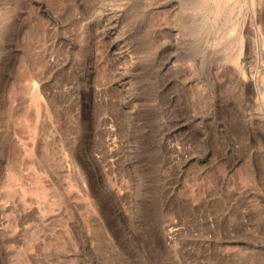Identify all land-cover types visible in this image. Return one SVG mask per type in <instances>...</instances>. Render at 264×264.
<instances>
[{
  "label": "rangeland",
  "instance_id": "1",
  "mask_svg": "<svg viewBox=\"0 0 264 264\" xmlns=\"http://www.w3.org/2000/svg\"><path fill=\"white\" fill-rule=\"evenodd\" d=\"M261 2L0 0V264H264Z\"/></svg>",
  "mask_w": 264,
  "mask_h": 264
},
{
  "label": "bare ground",
  "instance_id": "2",
  "mask_svg": "<svg viewBox=\"0 0 264 264\" xmlns=\"http://www.w3.org/2000/svg\"><path fill=\"white\" fill-rule=\"evenodd\" d=\"M222 1H226V0H222ZM260 1H262L261 3H263L262 5H260L261 7H262V15H263V17H264V0H260ZM219 2H221V1H219ZM219 4V3H218ZM259 5V4H258ZM259 6V7H260ZM259 9H261V8H259ZM257 10V9H256ZM255 10V11H256ZM254 11V12H255ZM260 11V10H259ZM261 11H260V13H261ZM259 12H258V14H260ZM256 17V16H255ZM259 19V18H258ZM261 23V24H260ZM260 23H258L257 25H256V23H253V24H255L256 25V29H254V30H256V32L255 31H253V33L255 32L258 36L260 35V36H262V37H264V34H263V32H261L260 30H262L261 29V26H263V30H264V19H262V21L260 22ZM255 28V27H254ZM251 33H252V31H251ZM252 33V34H253ZM256 34H254V35H256ZM253 35V36H254ZM246 36V35H245ZM242 38V37H241ZM247 38H249L248 36L246 37V39ZM252 38V37H251ZM256 39H257V36H256ZM244 39H242V41H241V39H240V43H238L239 45H237L236 44V46L237 47H239V48H237L236 46V48L238 49V51H237V53H235V56L234 57H232V64L234 63L237 67V69H238V71L240 72V74H241V77L243 78V81H245L246 80V76H245V73H244V66H242L239 62V60H240V57L243 55V56H245V54H246V51H245V41H243ZM253 40H255V39H253ZM252 40V41H253ZM258 40V39H257ZM256 42V41H255ZM245 44V45H244ZM235 48V49H236ZM232 51H234V50H232ZM231 51V52H232ZM230 52V53H231ZM228 55V54H227ZM233 55V54H232ZM230 58H231V55H230ZM234 65V66H235ZM237 71V70H236ZM259 72H261V71H259ZM26 81H28L27 82V85L26 86H28L29 87V84H31L32 83V81H31V79L29 80H26ZM254 83L256 84V87H257V91L259 92V93H261L262 92V89H264L263 88V80H262V78H261V76H260V73H258L257 71L255 72V81H254ZM31 92V91H30ZM264 94V93H263ZM263 96V95H262ZM263 124V123H262ZM261 124V125H262ZM260 125V126H261ZM262 127V126H261ZM261 127H260V129H261ZM261 130H263V128L261 129ZM264 133V132H263ZM258 137H259V135H257ZM263 136V135H262ZM257 137V138H258ZM260 139V138H259ZM260 141V140H259ZM258 142V141H257ZM261 145H263V144H261ZM8 148V147H7ZM6 151V150H5ZM5 153H7V152H5ZM9 153V152H8ZM4 154V153H3ZM6 155H9V154H6ZM9 158H10V156H9ZM9 158L7 157V158H5V159H8V161H9ZM264 158V157H263ZM261 160H262V158H261ZM10 162V161H9ZM7 163V162H6ZM262 163V162H261ZM260 163V164H261ZM8 166H11V165H8ZM262 167V166H261ZM19 170H20V168H18ZM262 169H263V167H262ZM21 171V170H20Z\"/></svg>",
  "mask_w": 264,
  "mask_h": 264
}]
</instances>
